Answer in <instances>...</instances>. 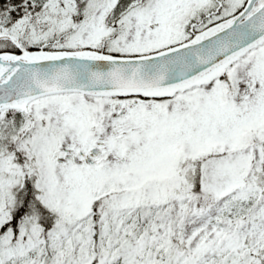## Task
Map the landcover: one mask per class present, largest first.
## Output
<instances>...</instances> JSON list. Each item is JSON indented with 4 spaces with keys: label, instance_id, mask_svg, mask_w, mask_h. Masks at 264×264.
I'll return each mask as SVG.
<instances>
[{
    "label": "snow or ice",
    "instance_id": "snow-or-ice-1",
    "mask_svg": "<svg viewBox=\"0 0 264 264\" xmlns=\"http://www.w3.org/2000/svg\"><path fill=\"white\" fill-rule=\"evenodd\" d=\"M0 264H264V0H0Z\"/></svg>",
    "mask_w": 264,
    "mask_h": 264
}]
</instances>
